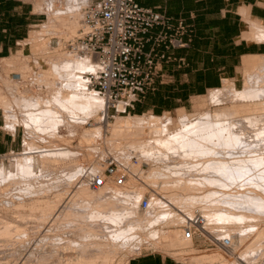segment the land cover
Returning <instances> with one entry per match:
<instances>
[{"label": "bare ground", "instance_id": "bare-ground-1", "mask_svg": "<svg viewBox=\"0 0 264 264\" xmlns=\"http://www.w3.org/2000/svg\"><path fill=\"white\" fill-rule=\"evenodd\" d=\"M29 1L33 3L35 2L34 7H35L36 12L40 14L43 13L44 9H43L42 2H39L37 0H29ZM85 1L86 0H62L61 1L60 5H63V7L64 6L65 7L63 10L60 11V13L69 14L67 15L69 16V19L67 20H65L64 16L62 15H56L55 10H57L59 7H57V5H54L55 4L54 3L52 7L53 11L49 12L48 22L47 24L43 25V30L41 32L56 31L57 29H59V27L60 28L63 27V29L65 28V29L71 30L70 34L68 32L69 30H67L68 32L67 36L69 38H70L69 35L71 34H72L71 36L76 35V33L78 32L79 20H80V14H81L80 8L82 7V5L80 6V4H83ZM241 15L243 17H246L245 8L241 10ZM249 25H250V29L245 31L243 37L250 42L264 43V25H262L260 22L256 20H251V23H249ZM55 33L59 34L57 32ZM40 34H41L40 32H36V31L32 33L33 39H35L33 43H36L33 46H36L37 48V49L35 48L36 51L40 48H41L40 51L42 54L43 52L45 53L48 51H52V47L49 48L47 45L48 41H46V43H41V41L43 40ZM67 36L66 38L68 39ZM54 49L55 48H53V50ZM58 49H55V50L57 51ZM20 53L21 51L17 52V54H14V56H12L11 58L4 59V60L10 65L11 63L18 62L19 58L22 55V53L21 54ZM57 53H58L57 56L54 55L52 57L42 59V63L40 64L37 62H36V65L21 63L19 67L20 72H21V74H19L21 76L20 80H22V78L25 77L28 73H31L34 70L35 66H36L35 68L42 70V73L40 74L41 80L37 79L36 82L40 80L41 83L44 82V84L47 85L46 89L48 92L47 91L45 92L46 95L39 93L34 96L30 88H27L25 85L23 86V82H25L24 80L23 82H20V81L11 82L9 79H6L0 76V105L2 106L5 112L6 121L8 122L7 125L12 126L11 125L12 123H10L9 121L11 118L14 121L16 117L13 118V116H15V114L16 115L17 113L19 115L24 114V116L22 117V122L25 125L26 130H29L31 133H34L38 136L37 140H39V137L41 138L42 135L45 136L46 135L45 133L48 132V129L51 130V128L53 127L52 130L54 131L51 130L53 133L49 131L46 137L44 136L42 137L47 138L49 137L48 135L50 133V137L47 138V140L50 139L51 136L53 135L55 138L53 136L52 137L56 141L55 145H53L52 142H51L52 144H50L46 139H43V141L46 140L47 144L44 143L43 141H39V142H43L47 146H41L37 142L36 138L33 139L32 137H30L31 139H28V141L30 140L28 142L29 143L28 146H30L29 149H31L30 154L31 153L40 154L39 162L41 163V173H44L43 169L45 168V166H50V167L56 166L57 168L62 167V166H68L70 164H74V166H77V164L80 163L79 161L82 160L83 156L85 157V155H83L82 153L83 149L85 147L91 146L93 142L95 141V139L99 138V136L102 137V134H103L102 130L104 131V129H106L107 133H109L110 135V137L108 138L105 135L106 131L103 134V136L105 135L104 139L106 142V143L104 142L103 143L107 145L105 147L107 148L109 147L110 149L112 146H109V145L110 144L113 145V147L110 150L113 151V153L115 152L116 153L115 155H117V157H120V159L123 158L121 157V153L123 152V150L126 151L125 149L121 150V147L123 146L122 144L123 142H121V140L123 138L121 139L120 136L125 135L126 137H124V140L126 139L127 140L126 143L130 144L132 147L133 146L135 147V148L133 147V150L135 149L136 153L138 152L139 156H140V152L141 154L142 153L145 154L143 156L148 155L149 153L147 152L148 154H146L145 151L150 150L149 152H151V148L149 145H151L154 142V146L158 145L162 149V150L160 149L161 151L166 150V154L164 151V155H165L164 159L167 160L166 158L167 153L170 152L171 155H174L175 152L178 151V149L184 148L187 145L189 138H191V136H193L191 139H194L195 147L186 156H195L198 153L203 152V150H206L208 148V142L206 141V138L209 139L215 136L222 125L225 126V129L228 131L233 125L245 123L251 126V125L257 124L260 121H264V78L262 79V82L259 84V87L257 89L251 88L250 86L251 83L249 80L250 74H252L254 71L258 70L260 67L264 65V55H261L259 56L261 57L259 62L257 59L258 57L248 59L245 61L244 66H243V72H244L243 75H244L245 81L243 83L244 86L242 90H237L234 82L230 80L227 76H224L223 81H222V87L218 89L209 90L207 94L201 96V101L198 102V106H197L198 111L197 113H194L193 115L192 114L190 115L182 114L179 116L180 118L178 122L172 121V119L169 117V113H165L163 116L152 115L150 117H147L145 115H134V116L132 115L121 116L120 115V116H116V119L112 124L108 123V121L106 120V117H97L92 128L84 129L82 136H81L79 147L74 148L73 146L71 147L70 145L71 143L69 142L68 139H67L68 140L67 142L66 140H64V138H62L61 136L55 133L56 127H59V125L63 121L62 120L63 116L66 114V113L64 114V111L66 112L67 110H70L71 113H74L73 111L77 110L81 112V114L83 112H87L85 114L90 113L91 115L94 114L92 116H96V113L99 110L102 112L103 110H106V108H105V104L102 103L101 100H98L92 94V92H90L89 94L87 93V90L85 89L82 92L81 91L79 92V88L81 86L79 87L78 84L83 85V87L85 86V84H83L84 82L83 79H82L83 82L80 79H78L79 76L76 74L75 70L81 69V68L83 70H86V68L88 69L90 68L89 70L90 72L92 71L91 69H93V71L96 70L97 66H96V59L94 58V56H92L89 52H86V51L82 52L81 55L78 54L77 52L76 53L75 52L72 53V51L64 52L62 50L57 51ZM78 71L80 72V70ZM73 74H74V77L76 76L77 81H74L76 80V78L73 77ZM62 79L63 80L65 79V81H63ZM60 80H62L63 82ZM79 80L82 83H78ZM260 96L262 98H259ZM218 102H223L224 105L222 107L215 108L213 111L205 110L206 109L205 107H207V105L209 104L213 105ZM123 109H124V104L120 103L119 110H123ZM9 114H11L12 117H9ZM73 117L70 116L69 118L71 119ZM74 119L75 117L73 118V120ZM207 122H209V124L207 125V128L199 127V124H204ZM146 128L149 130V135L146 134L147 137L150 135H152V137L146 138L142 136ZM42 130L47 131V132H45L44 134L40 136V134L43 133ZM206 130L208 131V135H206L205 133ZM197 132L200 133L199 135L201 136H198ZM118 137H119V140L121 139L120 141L117 139ZM149 139L153 140V142H151ZM40 140H42V138ZM95 145H96V148L94 149H97L98 145L94 142V145L92 146L95 147ZM124 146H127V145L124 144ZM131 146H129V148H131ZM158 146H156L155 148H157ZM114 147H116L117 149ZM156 150L157 149L154 150V155L159 152V151L157 152ZM74 155H80V157L76 159L72 158V156ZM162 155L163 154H161V157ZM158 156H159L158 158L160 159L159 154ZM159 159H157L158 160L157 162L161 161V159L160 160ZM125 160L126 161L121 160L118 162L122 163L125 167H127L132 174V176H130V179H128V181L126 182L129 185L126 184L123 186H110V184L107 182L103 188L99 190H93L90 187V181L87 180L88 176H86L84 177L83 181L82 179H80L81 180L80 184L78 183L79 185H77L74 190L69 191L68 189L67 190L65 189L67 192L66 193L67 197H65L66 200H64V202H61L63 201L61 200L63 198L62 193H55V195L53 194L54 195L53 197L51 196L52 195L51 193H53L52 192V189L54 187L53 185H55L56 182H58L57 178H60V177L56 178L57 180L56 182L53 180L55 183L50 180L51 178L49 180L47 179L48 181H44V184L42 183L43 182L42 181L41 182L42 188L40 187V184L35 183L39 180L40 181L43 179L46 180L47 175H44V174L38 175V173H35L36 171L34 170L35 161H34L33 156L30 155L26 157V159L17 160V166H19L18 174L9 173L8 175H4L3 169L0 170V176L4 175L3 184L0 183V187L2 186V191L0 192V198H1L0 204L2 206L3 211L6 210L7 212L4 214H1L0 212V241L4 242L7 240H10L11 238H13L14 234L18 231H21L22 228H24L28 222L30 223L36 220H39L42 223L46 222L50 224L49 226L50 228L47 230L49 232H50V229H51V232L53 231L51 227L55 228L57 226L56 223H61L59 225L61 226L62 224H65V223H62L64 221L72 220V221H69L71 223H73V221H77L75 222V224L77 223V228L79 227L80 231H83L85 233V235L84 233L82 235L85 236V238L87 236H88L87 238H91V236L93 237L96 235V233L98 232V229H100V226L102 227V223L105 224L104 222H106L107 220H110V221H116L118 219L120 220L122 216L125 215L126 211L128 215H131L132 211H136L135 208L137 206H135L134 208V204L138 202L139 196L141 198V194L146 187L145 185H150V183H152L150 187L152 189V192L154 191V194L150 196L151 197L150 207L145 211V217L143 221L136 220L135 222L137 223L140 221L139 223L141 225L142 224L144 225L142 226L143 229H145L146 227L150 229L152 227V225L150 226L151 224L150 222H152L153 220H154L153 222H155L156 221L155 219L157 217H161L163 215L165 216L166 213H167L166 216L169 214L170 218H168L169 219L168 221L170 222H168L169 223L168 225H170V229L172 233L167 231L168 233L171 234L170 238L169 236L167 237V239L165 237L166 242L163 241L165 245L163 246V248L161 247V249L163 251H166V253L171 252L169 253V255L171 254V256L178 257V256H183L185 254H189L190 252L196 251V247H194L193 240L183 239L181 227L184 224L186 218L192 215L194 209L197 206L203 212L207 220V224L205 228L203 229L202 233L206 235L209 239L215 242L218 241L217 243L219 244H221L220 242L221 238L219 240L217 238L218 236L220 237L219 233H222L223 235L227 233V235L229 234V236L231 237V241L233 244L231 248L229 249L226 248V251L222 249L221 247H219V249H216V251L205 253L202 256L199 255V257L196 258V261H199L198 263L217 262L218 264H253L258 258L264 255V246H259L258 248H254V244L261 245V243L264 242V226H260L262 222L258 225L259 227L256 229L254 228L255 224H253L254 227L253 225H248V224H247L248 227H244L245 225L244 224L243 228L241 227L242 229L239 227L240 230L237 229L238 227L237 228L235 227V229L232 228L233 230H236V229L237 231L239 230L238 235L233 234V233L230 234V232L233 230L228 226L229 224L226 225L222 223V222H225L224 219H226V222L230 220H233L235 222L238 221V225H239V222L241 221L242 222H245V220L251 221L253 220V218H256V220L259 221L258 218L260 214L256 215L254 213L246 211V212H243L240 216H235L233 213L230 212L231 208H233L231 206L230 208L227 207L223 212L219 209L216 203H207L206 202L207 200L210 201L209 197L212 192H208L207 190H204L206 189V186L203 189V185L205 183L202 177L191 175V172L189 171V169L200 168L203 166H190L189 167V166H175L173 164L172 165L166 164V166L163 164V166H158L157 164L156 166L153 165L148 171V175L144 176L142 179L141 178L142 175L138 177V175L140 174V167L137 165L134 166L135 164L132 165V162L131 163L130 161L128 162L127 159ZM142 161L143 160L141 159L140 162ZM93 169L97 171L100 168L97 169L94 167ZM93 169H92V172H94ZM71 173L73 174V172ZM74 174L78 175V173H74ZM64 175H67V173H64ZM160 177H162V179ZM65 178L63 179L65 180ZM90 178H91V175L89 179ZM63 179L58 182L57 186L59 185L60 182H62L61 186H63V183L65 186V183H67V180L66 182H64ZM66 179H69V178H66ZM137 179L140 180L141 184H139L140 182H138ZM52 182L54 183L53 185L51 184ZM45 184H48V185L45 186ZM68 184L69 183H67V185ZM3 185L5 186L3 187ZM231 195H233V197L231 196L230 198H233L232 200H234L235 203L245 198L244 195H241L242 197L240 196V199H237L239 198L240 194H238V197L235 196L237 194L235 195L231 194ZM135 199H138V200H135ZM133 200H135L136 202ZM254 200L257 203H259L260 208L264 207L263 198L261 199V198L255 197ZM217 209L219 213L218 217L223 221L220 223H218L219 221L217 223H213L210 220H212L213 217H216L215 216L216 213L214 211L215 210L217 211ZM122 211H124V213ZM134 213L136 214V212ZM259 213L262 214L260 217L264 219V212L259 211ZM256 220L255 222L257 223ZM231 224H233L234 226L235 223L231 222ZM136 225L133 224L134 228ZM141 225L140 226L138 225L136 227L140 228ZM68 226L69 225H67V227ZM61 227L62 228L64 227L65 229L66 225L65 226L62 225ZM60 228L58 227L59 230ZM58 229L54 231H57ZM64 229H61V230H64ZM79 229H77L76 231H79ZM140 231H142V229L139 230V233ZM237 231L235 232L233 231V232L237 233ZM251 231H252V234H251ZM142 232H141V235L146 234L145 233L146 231L144 233ZM78 233L79 232H77L76 234L77 236H78ZM121 233L122 235H124L123 232ZM152 233H155V231ZM248 233L251 235L249 238L247 237L248 240L246 241L245 240L246 238L243 239V237L244 235H248ZM125 234H127V232ZM136 234L134 236L138 237L139 235H136ZM131 235H129L130 238L132 237ZM148 236L149 234H147V237L146 236L145 237L148 238ZM103 237H105V235H103ZM140 237L142 238V236ZM82 238L84 239V237ZM146 238H143V241L144 240L146 241ZM233 238L237 239L238 241L234 240ZM96 239H98V237ZM242 239L246 241L244 244H242L243 243ZM87 240H90V239H87ZM93 240L96 241L95 237H93ZM105 240L107 241V239ZM134 240H135V237H134ZM66 241L67 243L71 244L70 246L75 244V242L74 244H72V241L70 242V240H66ZM117 241H118V238H117ZM137 241L136 243H140L139 242L140 238ZM78 242L80 241L78 240ZM113 242H112L113 244L110 246L111 248L110 247L108 248L107 246H105V245H108L109 243L108 244L104 243L105 245L101 244V241L93 243L95 250L92 253H87V247L85 248V245L83 246L82 244L80 245V243H77L79 244L78 246H81L80 248L77 246L79 248L78 250L79 252L77 256L75 258L73 257L74 259H72L70 262L68 259H67L68 261L67 260L65 261L69 262L70 264H95V262H97V258L102 257L103 262L105 264L107 263L106 261L109 258L110 253L112 251H115L117 247H120L119 244L115 243L116 241H113ZM64 243L66 245L65 241ZM81 243H83L82 240H81ZM118 243H120V241ZM124 243H127V242H124ZM163 244L159 243V245L161 246ZM132 246H135V244H133ZM126 248H124V250ZM238 251H241L239 255L237 254ZM226 252L231 254L232 261L224 257L226 255ZM43 253L44 254H40V255H43V257L40 256V258L42 259L44 258V255L46 252H43ZM47 253H48L47 254L48 256L46 255L47 257L44 258L45 264L47 263L46 261H49L46 259L50 256L49 252ZM50 254H53V253H50ZM191 256L193 258V255ZM196 256H198V254ZM125 258L126 260H124L122 264H127L129 262V259H127L128 257H125ZM44 259L42 261H44ZM56 259L55 261L57 262ZM61 260L63 261L64 259H61ZM193 260L195 259L193 258ZM193 260L191 259V261ZM49 262L47 264H49ZM51 263L54 264L52 261Z\"/></svg>", "mask_w": 264, "mask_h": 264}, {"label": "rangeland", "instance_id": "rangeland-1", "mask_svg": "<svg viewBox=\"0 0 264 264\" xmlns=\"http://www.w3.org/2000/svg\"><path fill=\"white\" fill-rule=\"evenodd\" d=\"M37 1L42 2L44 11L41 15L42 21L40 22L39 26H37L33 29L32 33H34L35 31L40 32L42 40L44 41V42L41 41V43H46V41H48L47 45L49 48L52 47V51H48L45 53L43 52V54H42L40 51L41 50L40 47H39L40 49H38L36 51V49H37L36 46H33L34 44H36V43H33V41H35V39H33V36L31 33L30 38L25 40L22 44V47L20 49L22 55L19 58L18 62L11 63V65L8 64L5 60L0 62V76L3 78L9 79L11 82H18V81L23 82V80H24L25 82H23V86L25 85L27 88H30V90H32V93L34 96L39 94V93L46 95L45 92L47 91V89H46L47 85L44 84V82L41 83V81H40L41 80L40 74L42 73V70L35 68L36 67L35 66L34 70L31 73L27 74L28 76L26 75L25 77L22 78V80H20V78H21V76L19 75V74H21L20 69H19L20 64L21 63H27V64H33V65L35 64L36 65V62L40 64V63H42V59H46V58L52 57L54 55L57 56L58 55L57 51H59V50H62L64 52H66V51L71 52L67 49V47L65 46V43H64L67 39L66 38L67 33L69 32V34H70L71 30L65 29V28L63 29V27H61V28L59 27V29H57L56 31H45V32L43 31L44 33L41 32L43 30V25L47 24V22H48L49 12L53 11L52 7H53L54 3H55L54 5H57V7H59L57 10H55L56 15L64 16L65 20L69 19V16H67L69 14H63V13L61 14L60 13V11L63 10L65 7V6L63 7V5H60L62 0H37ZM97 1L98 0H86L85 1L86 3L84 2L83 4H80V6L82 5L80 10H82L86 6L95 4ZM263 4H264V0H263ZM251 20L252 19H250L248 16L244 17L243 29L245 31L250 29L249 23H251ZM80 23L81 22L79 20V27H80ZM261 24L264 25V22H262ZM79 27H78V29H79ZM67 30H69V31L67 32ZM55 32H57L59 34H56ZM71 35H69V36L72 37ZM68 39H69V37H68ZM59 44H60V46H59ZM53 48H55V49L59 48V49L56 51L55 49L53 50ZM37 52H38V54H37ZM73 52H75V51H73ZM78 54L81 55L82 53L78 52ZM25 55H26V57H25ZM44 56H45V58H44ZM257 59L259 62L261 57H258ZM25 60H26V62H25ZM81 69L75 70L76 74L79 76L78 79H80L81 81L83 79L84 82L83 81L82 82H83V84H85L84 87H83V85L78 84L79 87L81 86L80 88L78 87L79 92L80 91L82 92L84 89L87 90V93H89V94H90V92H92V94L98 100H101L102 103H104V100L101 97H99L98 94L96 92H94L87 84V77H88V74L90 72L89 71L90 68L89 69L86 68V70L82 69V71H81ZM78 70H80V72ZM91 70L93 71V69H91ZM243 74H244V72H243V67H242L240 69V73L238 75V78H239L238 81L232 80L234 82L237 90L243 89V86H244L243 83L245 81ZM73 77H74V74H73ZM74 78H76V76ZM263 78H264V65L262 67H260L258 70L254 71L252 74H250L249 80L251 83L250 84L251 88L257 89L259 87V84L262 82ZM37 79H40V80L38 82H36ZM62 80H60V81H62ZM80 80L78 83H82V82H80ZM63 81H65V79ZM74 81H77V78ZM259 98H262V97L260 96ZM199 101H201V96L194 97L190 101L181 103L180 106L179 105L177 106L178 108H175L172 111L167 112V113H169V117L172 119V121L178 122L179 118H180L179 116L182 114H185V115L192 114L193 115L194 113H197V111H198L197 106H198ZM218 103H220V104H218ZM218 103L213 104V105H211V104L207 105V107H205L206 108L205 110L206 111L207 110L213 111L215 108L222 107L224 105L223 102H218ZM68 111H70V110H67L66 112L64 111V114L65 113L66 114L65 115L63 114L64 115L63 119H62L63 121L61 122L59 127H56V129L54 128L55 133L58 134L59 136H61L62 138H64V140H66L67 142L69 140V142L71 143L70 144L71 147L73 146L74 148H78L80 145V140H81V136H82L84 129L92 128L93 124L95 123L96 118L97 117H103L102 112L99 110L96 113V116H92L94 114H92V115L90 113L85 114L87 112H83L81 114V112H79L77 110L73 111L74 113H71V111L70 112H68ZM164 114L165 113H162V114H159L158 116H163ZM120 115L121 116H130L127 113L117 114V113H114L113 111H111L110 116H112V118H110L108 120V123L112 124L115 121L116 116H120ZM131 115L134 116V113H132ZM140 115H145L147 117H150V116L156 115V114L146 113V114H140ZM23 116H24V114H22V115L21 114L19 115L18 113H17V115L15 114V116H13V118H15V117L16 118L14 119V121L12 118L10 119L9 122L12 123L11 124L12 126H10V125L9 126L11 128H14V126L15 127L18 126L21 129V132L23 133V136H24V145H25L24 150H22L19 153H13V154H9V155L4 156L2 158V166H0V170L3 169L4 175H8L9 173L18 174L19 173V166H17V160L26 159V157H28L30 155L33 156L34 161H35V166H34V170H36L35 173H38V175H40V174L47 175L46 180L43 179L41 181L39 180L40 182L39 181L35 182L36 184L37 183L40 184V187H41L42 181H43L42 183L44 184V181H48L50 178H51L50 179L51 181L54 180L55 182L57 180L59 182L65 177L69 178L71 180L70 181L69 179H66V178H65V180L63 179L64 182H66V180H67V183H69L68 185H67V183H65V186L63 183L64 188H63V186H61L62 182H60L58 186H57L58 182H56L55 185H53L55 183L54 181H53L54 183L53 182L51 183L54 186L52 189L53 193H51L52 194L51 196L53 197L55 195V193H62L63 198L61 200H63V201H61V202H64V200H66L65 197H67L66 196V193H67L66 190L67 189L69 191L74 190L76 188V186L80 184V181H81L80 179H82V181H83L84 177H86V176H88L87 180L90 181L92 176H94L96 174L103 173L106 166H107V163L109 162V160H111V158H114L117 161H121V160L126 161L125 159H127L128 162L129 161H130V163L132 162V165L135 164L134 166H136V165L139 166L140 167V174L138 175V177L140 175H142V177H141L142 179L144 176L148 175V171L150 170V168L153 165L156 166L157 164H158V166H163V164L165 166H166V164L167 165L173 164L175 166H189V167L190 166H203L200 168L189 169V171L191 172V175H194L197 177H202L204 179V183L207 184V185H205V184L203 185V189L206 186V189H204V190H207L208 192H212L210 197H209L210 201L207 200L206 201L207 203H216L218 205L219 209L223 212L227 207L230 208V206H231L233 208H231L230 212L233 213L235 216H240L243 212H246V211L254 213L256 215L260 214V216H261L262 214L259 213V211L264 212V207L260 208L259 203H257L254 200L255 197L264 199V132H263L264 121H260L257 124H254L251 126H249L245 123L233 125L228 131L225 129V126L222 125L215 136H213L209 139L206 138V141L208 142V148L206 150H203V152L198 153V154L196 153L197 155H195V156H186L195 147L194 139H191L193 136H191V138H189L187 145L184 148L178 149V151L175 152L174 155H171V153L168 150L169 153H167V155H166L167 160L164 159V156H165L164 151L166 154V150L161 151L162 149L158 145H156L158 147L155 148L156 146H154L153 140H150L152 138L149 139L151 142H153L152 143L153 145L151 143H150L151 145H149L151 148V152H149L150 150L145 151L146 154L149 153L148 155H146L147 156L146 157V156H143L145 154L144 153L141 154V152H140V156H139L138 152L136 153L135 149L133 150L134 146L132 147L130 144L126 143L127 140L126 139H125L126 141L124 140V137H126L125 135H122L123 137L120 136L121 139L123 138L122 140L120 139L121 142H123L122 143L123 146L121 147V150L122 149L126 150V151L123 150V152L121 153V157H123V158L120 159V157H117V155H115L116 154L115 152L113 153V151L110 150L113 147V145H111V144L109 145V146H112L110 149H109V147L108 148L105 147L107 145L104 144V143H106L104 136L106 135L109 138L110 135H109V133H107V130L104 129V131L102 130V133L104 134V132L106 131L105 132L106 134L104 136L102 134V137L99 136V138H96L94 141L98 145L97 149H94V148H96V145H95V147L92 146V145H94V142L91 146L85 147L84 149L82 148L83 149L82 153H83V155H85V157L83 156L82 160L79 161L80 163L77 162V163H79V164H77V166H74V164H70L68 166H62L59 168H57L56 166H52V167L45 166V168L43 169L44 173H41V163L39 162V155L40 154H38V153H31L30 154L31 149H29L30 146H28L29 145L28 142L30 141V140L28 141V139H31L30 137H32L33 139L36 138V140H37L38 136L34 133H31L29 130H26V127L22 122ZM70 116L71 117L74 116L75 119L73 120V118H74L73 117V118H71L72 119L71 120L69 118ZM9 117H12L11 114H9ZM208 124H209V122L204 123V124H199V127L200 128H203V127L207 128ZM52 129H53V127L51 128V130ZM51 130L48 129V132ZM42 131H43V133H41ZM42 131L40 132L41 133L40 136L42 134H44L45 132H47L44 130H42ZM52 131H54V130H52ZM52 131H51V133H53ZM229 132H230V134H229ZM47 133H45V134L47 135ZM205 133H206V135H208L207 130L205 131ZM143 134H142V136H144L146 138L152 137V135L147 137V135H149V130L147 128L144 130ZM199 134L200 133L197 132V135L201 136ZM46 135L45 136L42 135V136L46 137ZM42 136H41L42 140H40L41 138L39 137V140H37V142L41 146H47L46 140H47V138L50 137V133L48 135L49 137H47V138H43ZM52 136H51V138L53 139L54 136L53 137ZM129 137H131V136H129ZM43 139H46V140L43 141ZM50 139H48L47 141L50 144L53 143V145H55V143H56L55 139H53V140L52 139L50 140ZM117 139L119 140V137ZM39 141H43L46 144H44L43 142H39ZM99 144L101 147L99 146ZM124 144L127 146H124ZM128 145L131 146V148H129ZM114 148H116V147H114ZM82 149H80V150H82ZM155 149H157L156 150L157 152L159 151L158 153H156V151H155L157 156H156V154L154 155ZM158 154L160 155V159H161V161H159V162H157L158 161L157 159H159ZM161 154H163L162 155L163 158L161 157ZM168 154H169V156H168ZM170 155H171V157H170ZM79 157H80V155L72 156V158H75V159L79 158ZM142 157H144V158H142ZM151 158H153V159H151ZM141 159L143 160L142 162H140ZM137 161H138V163L139 162L140 163L138 164ZM145 161H147V162H145ZM96 164H97V166H96ZM94 167L97 169L98 168H100V169L95 171V169H93ZM92 169L95 173L92 172ZM101 169H103V170H101ZM71 172H73V174ZM64 173H67V175H64ZM74 173H78V175L74 174ZM161 174H162V172H161ZM90 175H91V178L89 179ZM3 176H0V183L1 184H3V179H4ZM131 176H132V174H131ZM57 177H60V178H57ZM56 178H57V180H56ZM160 178L162 179V177H160ZM137 181L140 182V180H138V179H137ZM150 182H152V181H150ZM108 183L110 184V186H117L110 181ZM139 184H141V182ZM151 184L152 183H150V185H145L146 186V187L144 186L145 192L144 191L142 192L141 198L139 196V200L135 199V200H138V202L135 204L133 202L134 208H135V206H137V207L135 208L136 211H132V214L130 213L131 215H128V213L126 211L125 215L126 214L127 215L122 216V218L120 220L119 219L116 221L107 220L106 222H104L105 224L102 223V227L100 226V229H98V232L96 233V235L93 236V237H95L96 241L93 240L92 236H91V238H87L88 236L85 238V236L82 235L84 232L80 231L79 227L77 228V223L75 224V222H77V221H73L74 224L69 222L72 220L62 222V223H65L62 225H64V226L66 225L65 229H64V227L63 228L61 227L62 225L59 226L61 223H56V225L59 228L61 227L60 230L56 226L55 228L51 227L53 229V231L51 232V229H50V232H49L47 230L50 228L49 227L50 224H48L46 222H45L46 223L45 224L39 220H36V221L30 222V223L28 222L25 225V227L22 228L21 231L16 232L14 234L13 238H11L10 240L4 241V242L0 241V264H39V263L45 264L44 258L48 256L47 252H49L50 256L46 260L50 261V259L52 258L51 261L54 264H61V263L62 264L63 263L64 264H70L69 262L77 256V254L79 252L78 250L81 247V246H78L79 244H77V243H80V245L82 244L83 246L85 245V248L87 247V253H92L95 250L93 243L100 242V241H101V244H104V243L108 244L109 243L108 245L104 244L108 248L114 243L113 241H116L115 243L120 245V247L116 248V250H117V251L115 250L116 253H115V251H112L113 253L112 252L110 253L109 258L106 261L107 263H105V264H118V262H119V264H122L124 262V260H126L125 257H128L127 259L130 260L135 255L140 256V255L149 254V253L162 254L164 256H169L170 258H172V259H174L177 262L182 263V264H215V263L218 264L217 262H214V263H211V262L201 263L200 262V263H198L199 261H196V258L199 257V255L202 256L205 253H208L211 251H216V249H219V247H221L222 249H224L226 251L225 247H223L221 244L217 243L218 241L215 242V241L209 239L203 233L196 235V238L194 241V247H196V251H193V252H190L189 254H185L183 256H178V257L171 256V254L169 255V253H171V252L166 253V251H163L161 249V247L163 248V246L165 245L164 242H166V239L168 236L170 238V235H171L170 233H172L171 229H170V225H168L169 224L168 222H170V221H168L169 220L168 218H170V215L168 214L169 216L168 215L166 216L167 213L165 214V216L163 215L161 217H157L155 219L156 220L155 222H153L154 220L152 222H150L151 223V224L149 223L150 226L152 225V227L150 229L148 227L143 229L142 226H144V225L143 224L141 225L139 222L141 220L143 221V219L145 217V211L146 210L141 207V202H142V199L144 197L148 198L150 200V198H151L150 196L152 194H154V191L152 192V189L150 187ZM47 185L48 184H45V186H47ZM127 185H129V184H127ZM142 185H143V183H142ZM4 186L5 185H3V187ZM59 186H61L62 188ZM38 188H39V186H38ZM58 188H59V190H58ZM57 190H58V192H57ZM1 191H2V186L0 187V192ZM59 191H61V192H59ZM231 194H234V195L237 194V195H235L237 197H238V194H240L239 198L236 197L237 199H240L241 195H244L245 198L241 199L235 203L234 200H232L233 198H230L231 196L233 197V195H231ZM0 200H1V198H0ZM135 200H133V201H135ZM196 208H198V206ZM0 212H1V214L7 213L6 210L3 211L1 204H0ZM122 212L124 213V211H122ZM134 212H136V214ZM214 212L216 213V215H215L216 217H213L212 220H210V219L209 220L213 223H217L218 221H219L218 223L222 222L223 220H221L218 217L219 216L218 209H217V211L215 210ZM9 213H11V212H9ZM11 214H13V213H11ZM260 216L258 218L260 222L258 220H256V218H253V220L255 219L257 221V223L255 222V220L254 221L253 220H251V221L245 220V222H242V221L239 222V225L241 223V225L239 226L238 221H236L237 222L236 223L235 221L230 220L231 222L235 223L233 226V224H231L230 221H227V222H229V223H227L226 219H224L225 222H222V223H224L226 225L229 224L228 226L231 229L232 228L235 229V227L236 228L238 227L237 229H239V227L243 228L244 224L246 225V226L244 225V227H248V225L255 224V227H254V225H253V227L256 229L259 227L258 225L261 222L262 223L260 224V226H264V219ZM158 218H159V220H158ZM164 218L165 219L167 218L166 219L167 221ZM136 220H140V221L136 223L135 222ZM249 222H250V224H249ZM131 223H133L134 225H136V224H138L139 226L141 225L142 228L136 227L138 225H136L134 228L133 224H131ZM67 225H69V226L67 227ZM235 225H237V226H235ZM132 226H133V228H132ZM136 228H137V230L142 229L143 232L140 231V233H139V230L137 231ZM56 229H58L57 230L58 232L54 231ZM61 229H64V230H61ZM77 229H79V231H76ZM237 229L236 230L232 229V230L235 232V231H237ZM123 230H125V231H123ZM133 230H134V232H133ZM239 230L237 231V233H234L233 231L230 230L231 231L230 234L233 233V234L238 235ZM59 231H61V232H59ZM147 231H148V233H147ZM154 231H155V233H152ZM167 231H169L170 233H168ZM77 232H79L78 236L76 235ZM121 232H123V234L125 236L122 235ZM126 232H127V234H125ZM141 232L142 233L145 232L146 234L141 235ZM181 232H182V230H181ZM135 234L139 235V236L138 237L134 236ZM147 234H149L148 238H146ZM251 234H252V231H251ZM251 234L248 233L249 236L244 235L243 239L246 238L245 240L247 241L248 240L247 237L249 238ZM84 235H85V233H84ZM103 235H105V237H103ZM129 235H131L132 237L134 236L135 240H134V237L130 238ZM219 235H220V237L219 236L217 237L218 240L220 238L222 239L225 237H229L231 239V237L229 236V234L227 235V233L224 235L222 233H219ZM221 235H223V236H221ZM80 236L84 237V239ZM140 236H142V238ZM97 237H98V239H100V238L101 239L98 240V239H96ZM124 237L126 238V240ZM165 237H166V239H165ZM117 238H118V241H117ZM139 238H140V241H139L140 243H136V241L139 240ZM143 238H146V241L144 240L145 243L143 241ZM149 238H151V239H149ZM75 239H77V240H75ZM87 239H90V240H87ZM91 239L93 240V242ZM105 239H107V241ZM233 239L238 241L235 238H233ZM243 239H242V241H243L242 244H244L246 242ZM63 240L66 242V245H65ZM66 240H70V242L72 241V244H74V242H75V244L70 246L71 244L67 243ZM78 240L80 242H78ZM81 240L83 243H81ZM119 241H120V243H118ZM123 241L127 242V243H124ZM159 243L160 244L164 243V244L161 246V245H159ZM131 244L132 245L135 244V246H132ZM75 246L76 247L78 246L79 248L77 247L78 248L77 249ZM240 246H241V244H240ZM259 246H264V242H262L261 245L254 244V248H258ZM124 248H126V249L124 250ZM157 248H158V250H157ZM124 251H126V252H124ZM43 252H46L44 255V258H43L44 261H42L43 259L40 258V256L43 257V255H40V254H44ZM240 252L241 251H238L237 254L239 255ZM50 253H53V254H50ZM123 253H125V254H123ZM130 253H131V255H130ZM139 253H140V255H139ZM194 253H195V255H194ZM197 254H198V256H196ZM111 255H113V256H111ZM186 255H188V256H186ZM191 255H193V258L195 260H193ZM56 256H58L60 258V260L61 259H64V260L60 261L59 258ZM224 257L232 261V256L230 253L226 252V255ZM56 258H58V259H56ZM55 259L57 260V262L55 261ZM67 259L69 260V262H67L68 261ZM122 259H123V261H122ZM191 259L193 261H191ZM58 260H59V262H58ZM65 260H67V261H65ZM49 261H46V262L48 263ZM51 261L49 262V264H52ZM95 264H104L102 257L97 258V262H95Z\"/></svg>", "mask_w": 264, "mask_h": 264}, {"label": "crops", "instance_id": "crops-1", "mask_svg": "<svg viewBox=\"0 0 264 264\" xmlns=\"http://www.w3.org/2000/svg\"><path fill=\"white\" fill-rule=\"evenodd\" d=\"M140 6L162 12L170 17L196 15V38L190 48L174 51L179 61L161 64L157 89L136 103L130 115L172 111L183 102L203 96L222 87L224 76L238 81L240 69L248 59L264 55V43L250 42L243 35L246 16L264 22L263 0H135ZM29 0H0V62L20 51L33 29L42 21ZM0 106V166L6 155L24 150L21 129L7 125ZM127 264H182L162 254L133 257Z\"/></svg>", "mask_w": 264, "mask_h": 264}, {"label": "built area", "instance_id": "built-area-1", "mask_svg": "<svg viewBox=\"0 0 264 264\" xmlns=\"http://www.w3.org/2000/svg\"><path fill=\"white\" fill-rule=\"evenodd\" d=\"M80 13L78 32L64 43L69 51H86L96 59V70L89 72L87 84L104 100L102 116L107 121L111 111L130 115L136 103L157 89L161 64H184L185 59L174 51L190 48L196 38L194 13L173 18L135 0H98ZM120 103L123 110H119ZM130 176L127 167L111 158L102 174L92 176L90 187L99 190L109 181L123 186ZM141 207L147 210L150 200L144 197ZM206 224L203 212L195 208L181 227L183 239L195 241ZM220 242L228 249L233 245L229 237ZM253 264H264V255Z\"/></svg>", "mask_w": 264, "mask_h": 264}]
</instances>
